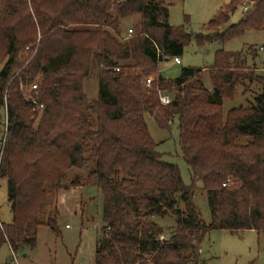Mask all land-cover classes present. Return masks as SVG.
I'll return each mask as SVG.
<instances>
[{"label":"trees","instance_id":"1","mask_svg":"<svg viewBox=\"0 0 264 264\" xmlns=\"http://www.w3.org/2000/svg\"><path fill=\"white\" fill-rule=\"evenodd\" d=\"M240 5L247 10L232 23ZM135 16V32L123 37L124 22ZM206 30L196 35L201 44L264 32V0H230ZM191 37L169 23L164 0H0V108L7 116L0 177L13 214L11 223L0 221V249H35L42 224L60 235L58 204L43 222L40 215L52 195L87 185L104 197L94 264H207L201 243L210 231H264V94L223 109L246 81L264 87L256 67L264 46L220 49L209 68L184 67L165 78L159 65L180 57ZM93 64L99 93L89 101L84 80ZM32 84L42 110L26 96ZM146 114L161 130L178 121L191 184L157 150ZM90 163L87 176L66 185L70 170ZM199 182L209 224L194 202ZM169 211L176 225L164 228L154 218Z\"/></svg>","mask_w":264,"mask_h":264},{"label":"rangeland","instance_id":"2","mask_svg":"<svg viewBox=\"0 0 264 264\" xmlns=\"http://www.w3.org/2000/svg\"><path fill=\"white\" fill-rule=\"evenodd\" d=\"M229 2L230 0H164V5L169 9V23L173 26H183L192 35L180 56V64L175 63L170 57L168 58L170 60L161 62L159 65L160 72L165 78L178 77L184 67L209 68L214 64L216 51L220 49L239 52L245 51L250 46L259 50L264 46V32L255 30L247 31L244 35L225 42L221 40L206 41L202 44L198 42L196 35L206 34L207 23ZM244 6L240 5L231 16L232 23L240 20ZM138 20L139 16H135L124 22L123 37L135 32V24ZM130 29L134 31L130 33ZM249 66L252 67L250 60ZM256 67L257 74L264 75V51L257 58ZM98 72V66L93 64L89 76L84 80V92L89 101H94L98 97ZM202 78L205 85L211 88L212 84L207 72L203 73ZM29 89L26 88V93ZM259 94H264L263 85L246 81L244 86L237 87L233 98L224 99V112L241 105L255 104ZM5 113V109L0 108L2 123L0 125V152L2 138L6 132ZM145 119L152 137L158 144L157 150L163 154L166 161L179 168L184 183L191 184V170L183 158L179 145L178 121H175L170 131H166L158 127L150 114H146ZM92 167L93 164L90 163L88 167L70 170L65 178L66 185H69L77 174L87 176ZM59 194L50 197V202L40 215V220L43 222L46 216L52 215L59 204L60 235L42 224L39 227L35 249L18 252L14 258L10 247L4 244L0 249V264H94L96 240L103 224V194L98 187L92 185H87L80 191L72 190L63 193L60 201ZM194 202L202 220L209 224L212 221V215L208 195L200 182L196 189ZM181 207H184L183 203ZM154 219L164 228L176 225V216L170 211ZM0 221L6 224L13 221L7 181L2 177H0ZM201 256L207 264H264V231L212 230L201 243Z\"/></svg>","mask_w":264,"mask_h":264},{"label":"built area","instance_id":"3","mask_svg":"<svg viewBox=\"0 0 264 264\" xmlns=\"http://www.w3.org/2000/svg\"><path fill=\"white\" fill-rule=\"evenodd\" d=\"M244 10H247V8L245 7ZM130 33L132 32V29L129 30ZM262 51H264V47H262ZM174 62L177 63V64H180L181 63V59L180 57H174L173 58ZM151 78L147 79V84L149 85L151 83ZM23 88V87H22ZM38 90V85L37 84H32L30 89L28 90L26 96L28 97V100L30 101V103L33 105V109L34 110H42L44 108V104L43 103H40L33 95H32V92H37ZM161 102L163 104H168L170 103L171 101V97L169 95H161ZM6 114V113H5ZM6 116V115H5ZM7 123V116H6V119H5V124ZM6 130V128H5ZM13 256L15 258V254L13 253Z\"/></svg>","mask_w":264,"mask_h":264},{"label":"crops","instance_id":"4","mask_svg":"<svg viewBox=\"0 0 264 264\" xmlns=\"http://www.w3.org/2000/svg\"><path fill=\"white\" fill-rule=\"evenodd\" d=\"M85 186H81V187H71L70 189H66V190H63V191H61L60 192V194H59V201H60V197L62 196V194L64 193H66V192H70V191H76V190H78V191H80V190H82L83 188H84ZM76 193V192H75ZM58 208H59V211H60V206H59V204H58ZM8 245V244H7ZM9 246V245H8Z\"/></svg>","mask_w":264,"mask_h":264}]
</instances>
